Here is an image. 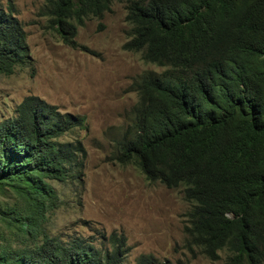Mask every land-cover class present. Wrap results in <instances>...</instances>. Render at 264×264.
<instances>
[{
  "label": "trees",
  "instance_id": "trees-1",
  "mask_svg": "<svg viewBox=\"0 0 264 264\" xmlns=\"http://www.w3.org/2000/svg\"><path fill=\"white\" fill-rule=\"evenodd\" d=\"M125 3L123 48L160 71L134 77L136 100L113 157L143 177L180 188L189 203L186 248L233 264H264V0H117ZM43 15L62 41L100 17L111 0H44ZM28 63L25 33L0 8V74ZM82 117L60 113L34 95L0 118V190L20 204L0 209V221L20 247L0 249V264H124L122 234L95 247L79 236L62 240L43 223L58 205L51 181L78 182L85 151L59 138ZM6 190V189H5ZM134 264H168L139 254Z\"/></svg>",
  "mask_w": 264,
  "mask_h": 264
},
{
  "label": "rangeland",
  "instance_id": "rangeland-1",
  "mask_svg": "<svg viewBox=\"0 0 264 264\" xmlns=\"http://www.w3.org/2000/svg\"><path fill=\"white\" fill-rule=\"evenodd\" d=\"M44 0H0L25 33L28 63L0 74V118L13 115L24 96L34 95L60 113L82 117L59 140H79L84 151L78 182L51 181L58 205L47 212L49 235L67 240L79 236L95 247H109L111 233L122 234L124 264L150 254L168 264H233L227 250L215 260L184 244L182 227L189 203L180 188L148 181L132 163L113 157L112 140L119 136L135 103L131 80L143 71L161 68L144 62L139 52L123 48L128 40L125 3L111 0L100 17L89 16L75 27L73 44L62 41L43 15ZM6 189V190H5ZM0 190V209L19 206L9 188ZM19 238L0 221V249L20 247Z\"/></svg>",
  "mask_w": 264,
  "mask_h": 264
}]
</instances>
